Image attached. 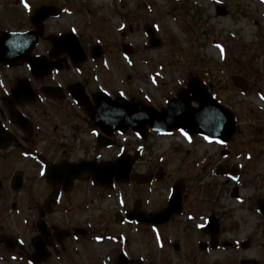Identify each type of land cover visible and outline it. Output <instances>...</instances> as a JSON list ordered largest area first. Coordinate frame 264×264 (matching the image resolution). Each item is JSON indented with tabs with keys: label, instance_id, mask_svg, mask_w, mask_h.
<instances>
[{
	"label": "rangeland",
	"instance_id": "obj_1",
	"mask_svg": "<svg viewBox=\"0 0 264 264\" xmlns=\"http://www.w3.org/2000/svg\"><path fill=\"white\" fill-rule=\"evenodd\" d=\"M89 1L97 9L92 17L96 33L103 41L112 43L111 57L107 58L105 66L109 72L108 84L114 92L145 99L159 107L170 95H175L176 88L183 87L201 70L202 77L217 91L221 103L236 114L239 123L238 134L227 145L178 135L154 139L158 146L148 156L150 163H160L165 158L161 164L170 177L185 178L191 185L189 211L195 214L189 223L193 230L179 229V234L175 235V229H168L173 234V242L165 243L162 249L157 248L152 233L137 234L129 248L133 260L138 262L136 264L264 261V218L257 207L258 201L264 199V38L261 42L260 37H264V0ZM143 2L147 8L141 4ZM218 6L227 9L226 15H218ZM108 9H112L111 13ZM114 9V13L121 15L120 19L113 18ZM137 14L141 24L134 21ZM77 15L84 27L87 15L79 12ZM152 22H158L159 38L163 42L156 50L144 47L146 39L142 28ZM126 43L134 50L130 57L119 51ZM233 75L245 78L250 86L247 93L232 86L230 77ZM128 138L129 141L135 139L132 135ZM225 164L241 168L235 180L216 175V167ZM12 173L13 170L9 174ZM40 182L35 181L31 187V197L36 201L45 196ZM5 186L0 192L3 196L1 220L24 242L26 228L21 220L27 216L26 209ZM25 193L24 190L19 198L25 197ZM87 196L84 202L80 196L77 199L81 202L76 201V196L65 199L62 208L74 206L75 211L79 208L82 223L86 219L87 223L99 227L97 235L82 236L73 249L67 247L62 254L59 252L62 260L52 256L48 264H110L107 259L120 249L104 239L107 233L123 230L114 219L119 206L113 208L114 212L109 211L112 204H117L115 197L107 200L108 196L98 191ZM103 215L109 216L99 223ZM212 215L221 220L220 240L232 246L201 252L198 243L209 242L210 237L197 225L204 224ZM245 241L249 246L243 249L241 244ZM10 254L0 250V264H29L24 252L21 259L15 256L9 260ZM141 257L145 260H140Z\"/></svg>",
	"mask_w": 264,
	"mask_h": 264
},
{
	"label": "flooded vegetation",
	"instance_id": "obj_2",
	"mask_svg": "<svg viewBox=\"0 0 264 264\" xmlns=\"http://www.w3.org/2000/svg\"><path fill=\"white\" fill-rule=\"evenodd\" d=\"M88 1L0 0V56L11 52L20 58V61H0V192L7 181L9 184L5 188L15 193L27 215L21 220L27 239L21 245L20 239L1 220L0 211V250L9 251L10 246L19 252L17 255L24 252L30 259L40 240L49 250L50 257L46 262L34 264H48L52 256L62 260L59 252L67 247L73 249L82 239L76 233L78 229L84 228L87 237L97 235L95 232L99 227L87 223L86 219L82 223L79 208L76 211L74 206L62 208L65 199L76 196L79 201L77 196H80L84 202L89 197L87 194L94 191L107 195V200L116 199L117 204H112L109 211L114 212L113 208L119 206L114 219L123 230L107 233L104 238L116 248L120 247L110 256L119 253L123 244L118 256L125 252L129 264L138 263L129 252L137 234L150 235L158 230L164 235L165 243L171 244L173 234L168 229H175V235L179 234V229L193 230L189 223L195 214L189 211L191 185L185 178L170 177L161 164L165 158L160 163H150L148 159L158 146L154 139L160 136L149 131L145 138L136 136L129 141L128 135H104L77 99L86 96L95 106L97 94L114 97L107 80L108 68L103 64L111 57L112 43L103 41L96 33L92 17L97 9ZM78 12L87 15L84 27ZM138 16L135 15L134 21L141 24ZM11 34H26L28 43L24 40L20 47L17 42L12 44L16 38ZM23 58L32 59L33 64L30 66ZM37 61L40 63L34 66ZM122 156L137 158L132 174L150 178L139 184L134 179L117 180L113 172H106L107 176L113 175L111 186L97 185L89 172L100 165L113 164ZM63 166L68 170L51 174ZM180 180V211L163 225L142 220L168 208L173 188ZM35 181L44 185L43 200L36 201L31 197ZM17 185L21 187L14 192ZM24 190L25 197L19 198ZM108 216L103 215L99 223ZM41 225L43 233L39 229ZM115 258L109 257L111 264L115 263ZM240 264H264V261L243 259Z\"/></svg>",
	"mask_w": 264,
	"mask_h": 264
},
{
	"label": "water",
	"instance_id": "obj_3",
	"mask_svg": "<svg viewBox=\"0 0 264 264\" xmlns=\"http://www.w3.org/2000/svg\"><path fill=\"white\" fill-rule=\"evenodd\" d=\"M219 14L225 15V11L219 10ZM232 79L234 84L239 81L244 82L238 77ZM192 102L197 103L199 109L192 108ZM105 106L108 108V122L115 130L119 131H126L131 127L134 131L141 132V129L149 125L160 132L177 129L189 134L205 135L211 139L228 142L237 129L235 116L220 106L210 95L208 89L194 78L190 79L188 90L181 91L178 99L172 100L168 109L162 113H158L134 100L127 102L118 99L113 102H106ZM99 115L98 110L92 113L93 119L98 124L103 123L97 119ZM130 170L131 166L126 168V177H128ZM219 173L223 172L219 170ZM177 197L178 193L173 197V202L176 201ZM263 207L261 205L260 210L264 211Z\"/></svg>",
	"mask_w": 264,
	"mask_h": 264
}]
</instances>
